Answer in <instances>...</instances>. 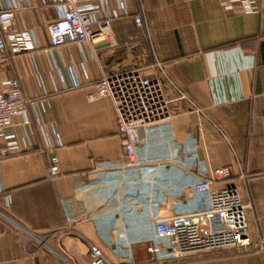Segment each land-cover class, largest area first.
Returning <instances> with one entry per match:
<instances>
[{"label":"crops","instance_id":"crops-1","mask_svg":"<svg viewBox=\"0 0 264 264\" xmlns=\"http://www.w3.org/2000/svg\"><path fill=\"white\" fill-rule=\"evenodd\" d=\"M89 2L109 21L104 36L52 48L59 2L0 0L38 44L10 51L0 71L29 100L30 123L17 135L37 148L0 157V264H92V246L111 264H174L149 251L162 242L156 218L207 209L209 193L192 187L218 167L232 176L211 191L238 187L251 249L184 264H264V0L253 13L226 10L222 0ZM132 70L159 73L170 116L147 130L143 166L118 169L125 152L115 105L89 93L105 73Z\"/></svg>","mask_w":264,"mask_h":264},{"label":"built area","instance_id":"built-area-1","mask_svg":"<svg viewBox=\"0 0 264 264\" xmlns=\"http://www.w3.org/2000/svg\"><path fill=\"white\" fill-rule=\"evenodd\" d=\"M54 1L61 4L62 11L48 25L52 48L71 42L89 44L104 36L109 21L97 17L99 6L91 4L89 0ZM222 1L226 10L239 8L246 13L258 11L256 0ZM137 23L141 24L139 17ZM37 47L33 32L18 26L14 9L8 6L0 8V71L6 67L10 51L20 53ZM158 68L161 70L163 65L158 63ZM101 97L111 98L117 111L119 134L125 152V160L118 169L142 167L143 163L139 161L137 151L147 130L170 116V100L159 73L154 77L137 70L105 73L95 90L89 93L90 100ZM182 98L187 99V96L182 94ZM29 104V100L22 93L19 80L0 79V138L6 143L4 154L28 149V146L20 142L17 129L30 123ZM196 111L201 110L196 107ZM17 118L21 119V123L17 122ZM144 168L146 175L153 173L152 168ZM50 172L53 178L59 175L57 164L51 167ZM231 176L229 167H218L203 175L192 187L197 195L209 193L210 204L207 209L169 219L157 217L155 233L162 242L150 247L149 251L162 261H181L197 254L219 250L248 252L252 246L248 205L243 201L240 190L235 185H229L211 191L213 182L223 181ZM259 251L264 255V239ZM91 258L92 264H111L95 246H92Z\"/></svg>","mask_w":264,"mask_h":264},{"label":"rangeland","instance_id":"rangeland-1","mask_svg":"<svg viewBox=\"0 0 264 264\" xmlns=\"http://www.w3.org/2000/svg\"><path fill=\"white\" fill-rule=\"evenodd\" d=\"M219 251H223V250H219ZM216 252H218V251H215V252H213V253H216ZM211 253H204V254H197V255H194V256H192V257H190V258H187L186 260L187 261H183V262H180V263H175V262H177V261H173V263L174 264H184V263H190V262H193V261H199V260H203V259H201V258H203V257H207V256H209ZM210 257V256H209Z\"/></svg>","mask_w":264,"mask_h":264},{"label":"trees","instance_id":"trees-1","mask_svg":"<svg viewBox=\"0 0 264 264\" xmlns=\"http://www.w3.org/2000/svg\"><path fill=\"white\" fill-rule=\"evenodd\" d=\"M34 149H37V148H29V149H27V150H25V151H22V152H19V153H26V152H30V151H33ZM13 154H16V153H5V154H1L0 155V157H6V156H11V155H13ZM206 258H209V256H207V257H203V258H201V259H206ZM185 262V261H187L186 259H184V260H181V261H177V262H175V263H180V262Z\"/></svg>","mask_w":264,"mask_h":264}]
</instances>
